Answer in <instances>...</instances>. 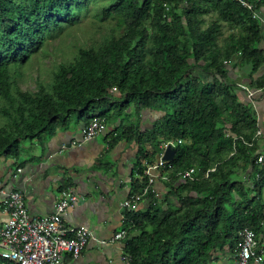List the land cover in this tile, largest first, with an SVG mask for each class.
Listing matches in <instances>:
<instances>
[{
  "label": "trees",
  "instance_id": "1",
  "mask_svg": "<svg viewBox=\"0 0 264 264\" xmlns=\"http://www.w3.org/2000/svg\"><path fill=\"white\" fill-rule=\"evenodd\" d=\"M246 1L252 11L264 4ZM252 11L234 0H0V159L17 157L23 141H40L95 116L107 124L135 118L106 138L109 146H137L139 179L131 194L146 185L142 161L153 162L161 142L181 144L169 163L166 198L172 204L125 214L132 225L123 249L129 264H212L224 251L234 257L238 232L249 228L258 236L264 222V178L238 179L239 172L257 168L255 142L246 146L257 130L255 117L226 75L227 63L251 72L262 63ZM89 13L100 22L113 14L118 34L98 47L78 48L46 86L21 90V69L33 55ZM144 112L158 114L149 129L141 128ZM189 168L215 172L193 183L174 177Z\"/></svg>",
  "mask_w": 264,
  "mask_h": 264
},
{
  "label": "crops",
  "instance_id": "2",
  "mask_svg": "<svg viewBox=\"0 0 264 264\" xmlns=\"http://www.w3.org/2000/svg\"><path fill=\"white\" fill-rule=\"evenodd\" d=\"M256 20L259 27L257 50L263 58L259 68L251 72L247 65L236 62L226 64L227 79L229 84H234L237 100L248 107L260 132L254 144V154L264 153V89L250 101L239 86L257 89L262 88L264 83V4L257 10ZM147 117L144 112L142 124L147 122ZM124 119L108 123L101 136L74 148L61 150V145L77 139L84 123L67 131H57L53 136L40 141H23L17 157L0 159V187L20 190L32 218L46 217L53 212L63 184H69L75 191L77 203L64 218V224L87 227L95 241L85 246L77 260L65 256L64 264H123L120 260L123 244L108 243L101 246L97 241L110 240L126 225L122 219L120 203L131 194L132 183L139 179L135 171L137 146L125 141L109 146V140L106 139L109 134L116 136L121 131L117 129L119 124L129 125ZM15 169H21L22 172L12 178L10 174ZM254 172L248 167L244 173L239 172L238 179L251 184V173ZM156 189L162 198L156 208L171 205L173 201L166 198L168 188L157 184ZM152 208L146 198L138 204L136 213L142 215ZM1 219L3 215L0 213ZM258 237L264 240L263 228ZM225 253L219 254L227 258ZM232 261L233 255L225 264H232Z\"/></svg>",
  "mask_w": 264,
  "mask_h": 264
},
{
  "label": "built area",
  "instance_id": "3",
  "mask_svg": "<svg viewBox=\"0 0 264 264\" xmlns=\"http://www.w3.org/2000/svg\"><path fill=\"white\" fill-rule=\"evenodd\" d=\"M234 1L249 11L253 10L252 4L246 0ZM252 17L257 18V11H252ZM239 88L245 92L250 101H253V98L264 89V83L262 88L249 89L246 86H239ZM111 92L114 93L116 90L112 89ZM106 128L107 123L104 117L95 116L82 127L79 137L68 143H63L61 150L87 143L101 136ZM259 135L260 132L256 130L251 142L246 146L252 147ZM179 144L181 141L161 142L155 160L151 163L142 161L145 167L146 185L142 188L140 195L130 194L120 203L122 219L126 225L117 231L110 240L97 241L99 245L121 243L125 247L129 240V231L132 228V225L126 220L125 214L137 212L138 204L143 199H148L149 196L153 197L150 203L154 208L162 201L156 185L166 186L172 171L170 162L162 161V156L168 146L175 149ZM254 164L258 171L252 173L251 181L259 182L264 178V153L254 154ZM21 172V169H15L10 175L15 178ZM214 172L215 168L204 173H200L198 169L189 168L177 172L174 177L182 182L193 183L209 179ZM76 203L77 195L73 188L68 186L59 191L51 214L42 218H32L20 190L0 187V213L3 215V219L0 220V259L16 264H64L65 256H69L73 261L77 260L85 246L91 241H95V238L85 226H66L64 224V218ZM261 226L264 229V222L261 223ZM238 237L239 241L232 264H264V240L249 228L240 230ZM120 260L123 264L130 263V257L124 254V251Z\"/></svg>",
  "mask_w": 264,
  "mask_h": 264
},
{
  "label": "rangeland",
  "instance_id": "4",
  "mask_svg": "<svg viewBox=\"0 0 264 264\" xmlns=\"http://www.w3.org/2000/svg\"><path fill=\"white\" fill-rule=\"evenodd\" d=\"M117 34L118 30L113 14H110L104 22H100L94 18V14L89 13L78 24L65 26L59 36L57 35L47 42L44 53L33 55V58L21 69V77L18 79L19 88L23 91L35 92L38 85L46 86L50 83L52 73L56 70L58 64L71 62L75 58L78 48L98 47L105 40ZM202 77H205V75H202ZM146 113L148 116L147 122L141 124L142 129L149 128L150 124L158 117L155 112ZM124 120L128 124L135 122V118ZM146 150L151 152L149 147ZM261 201H264V190L261 192ZM226 253L227 258L217 253L218 255H215L213 263L225 264L228 262L233 254L229 251Z\"/></svg>",
  "mask_w": 264,
  "mask_h": 264
},
{
  "label": "water",
  "instance_id": "5",
  "mask_svg": "<svg viewBox=\"0 0 264 264\" xmlns=\"http://www.w3.org/2000/svg\"><path fill=\"white\" fill-rule=\"evenodd\" d=\"M174 157H175V150L168 146L162 156V161L171 162L174 159Z\"/></svg>",
  "mask_w": 264,
  "mask_h": 264
}]
</instances>
